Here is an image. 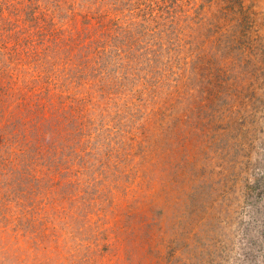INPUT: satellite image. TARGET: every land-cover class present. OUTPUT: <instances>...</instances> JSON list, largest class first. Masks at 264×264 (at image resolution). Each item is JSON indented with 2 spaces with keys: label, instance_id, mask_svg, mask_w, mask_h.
I'll list each match as a JSON object with an SVG mask.
<instances>
[{
  "label": "rangeland",
  "instance_id": "rangeland-1",
  "mask_svg": "<svg viewBox=\"0 0 264 264\" xmlns=\"http://www.w3.org/2000/svg\"><path fill=\"white\" fill-rule=\"evenodd\" d=\"M0 264H264V0H0Z\"/></svg>",
  "mask_w": 264,
  "mask_h": 264
}]
</instances>
